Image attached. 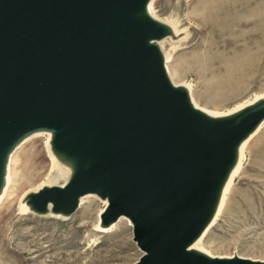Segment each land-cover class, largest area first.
I'll return each instance as SVG.
<instances>
[{"label":"water","instance_id":"1","mask_svg":"<svg viewBox=\"0 0 264 264\" xmlns=\"http://www.w3.org/2000/svg\"><path fill=\"white\" fill-rule=\"evenodd\" d=\"M140 1L0 0V169L18 133L58 125L97 156L58 195L108 189L110 213L135 221L144 254L133 264H249L184 246L203 221L212 172L254 116L208 127L190 114L147 45L156 30L127 19Z\"/></svg>","mask_w":264,"mask_h":264},{"label":"rangeland","instance_id":"2","mask_svg":"<svg viewBox=\"0 0 264 264\" xmlns=\"http://www.w3.org/2000/svg\"><path fill=\"white\" fill-rule=\"evenodd\" d=\"M154 6L162 17L179 15L182 32L166 42L172 58L169 65L178 83L192 84L202 107L228 111L264 94V0H155ZM233 19L240 23L237 35L245 36L240 45L246 48L234 49L238 55L231 57L233 46L228 47L231 58L221 61L204 58L213 30ZM47 140V135L32 138L18 152V189L27 179L35 182L23 186L0 208V264L137 262L143 251L127 220L108 232L99 231L98 215L105 202L96 197L68 219L52 217L46 206L20 214V196L48 180L52 172ZM88 204L91 214L86 216ZM203 245L215 255L264 259V128L248 143L242 172Z\"/></svg>","mask_w":264,"mask_h":264},{"label":"bare ground","instance_id":"3","mask_svg":"<svg viewBox=\"0 0 264 264\" xmlns=\"http://www.w3.org/2000/svg\"><path fill=\"white\" fill-rule=\"evenodd\" d=\"M154 2L155 0H141L137 8L127 15V19L141 27H153L156 30V35L147 40V45L156 53L169 85L184 96L190 114L208 127L236 122L247 115L254 116L243 129L235 134L225 159L212 172L210 199L207 210L202 223L185 244L184 250L188 254L209 260H243L249 264H264V259H252L240 255H215L203 245L206 234L220 218L236 178L242 172L246 160V147L248 143L264 128V94L258 95L246 103H241L228 111H214L202 107L194 97L192 84L186 81L178 83L175 75H173L175 71H171L169 65L172 58L170 49L166 50V42L169 41V38L180 35L182 32L179 15L172 14L170 17L160 16L154 6ZM236 8L237 6H234L231 9L235 10ZM239 25L240 23L236 19H233L230 22H223L220 29H214L213 42L206 48L202 56L204 58L210 57V59L215 58L218 61L220 59L224 60L225 58L236 57L238 55L237 51L235 52L236 49L242 50L246 48L243 44L240 45V40L245 39V36L240 37L237 35ZM230 46H233L234 51L233 54L231 53V57L228 55L230 51L227 52V48ZM42 135H47L48 137L46 146L53 165L52 172L48 180L42 181L36 187L29 188L20 196V214H30L33 210L36 211L46 206L52 217H65V219H68L80 207L82 209L85 203L94 200V197H96L105 202L104 210L102 209L100 216L98 215L99 231L108 232L111 227L118 226L120 221L126 220L134 231L135 221L130 215L127 213H110V208L113 204L112 194L101 184L88 188L74 197L63 198L58 195L78 182L83 174L90 171L97 159L94 150L77 146L72 139L64 137L58 125H34L18 133L12 140L0 169V208L10 196H16L17 191L21 190L23 186L34 184V179H27L18 189L19 180L15 174L17 172L16 162L18 161V152L23 144L32 138ZM60 177L64 178L63 182L59 181ZM43 203L47 204L43 205ZM71 203H73V206H68ZM90 206L91 204H88L85 207L86 216L91 214ZM125 224L127 223L125 222Z\"/></svg>","mask_w":264,"mask_h":264}]
</instances>
